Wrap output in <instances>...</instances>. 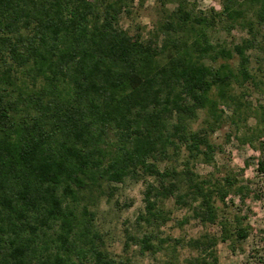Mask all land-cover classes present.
<instances>
[{"label":"trees","instance_id":"1","mask_svg":"<svg viewBox=\"0 0 264 264\" xmlns=\"http://www.w3.org/2000/svg\"><path fill=\"white\" fill-rule=\"evenodd\" d=\"M159 1L143 37L120 25L133 0H0V264H137L102 249L83 202L95 191L111 200L125 179L144 183L135 225L146 230L124 245L140 254L185 246L186 264H220L219 242L234 250L249 236L226 203L247 187L194 166L213 161L210 135L228 122L242 143L264 135V107L245 98L264 90V0ZM234 29L238 42L213 39ZM169 198L192 212L179 225L193 218L204 231L162 237Z\"/></svg>","mask_w":264,"mask_h":264},{"label":"rangeland","instance_id":"2","mask_svg":"<svg viewBox=\"0 0 264 264\" xmlns=\"http://www.w3.org/2000/svg\"><path fill=\"white\" fill-rule=\"evenodd\" d=\"M189 1H194L201 10L210 7L202 9V0ZM213 3L219 8L218 0H213ZM159 7V0H151V2L144 0L142 3L139 0H133L131 13L129 15L123 13L120 16V25L132 34L137 32L146 37L162 18ZM174 7L173 2L165 5V8L170 10ZM144 20L148 23H144ZM245 35V32L240 29H234L230 34L220 30L212 34L214 40L225 41L227 44L238 42ZM255 65L252 60V67L255 68ZM247 94L245 98L252 107L257 105L264 107V90L251 88ZM202 119L203 115L200 114L193 126L200 127L203 124ZM255 123L254 118L248 120L250 126H255ZM228 133L232 134L229 122L210 135L211 141L219 145L221 150H216L212 162L197 161L194 171L201 175L213 174L217 179L228 175L247 187L248 193L245 194L243 201L236 196L232 197V201L227 198L226 203L229 205L230 219L233 215L243 218L242 225L249 228V236L240 243H236L234 250H231L228 242H219L216 253L220 264H264V174L256 171L257 159L264 157V135L249 144L238 141L233 134L228 137ZM183 157L184 155L181 159ZM160 165L163 167L164 163ZM147 179L152 180V177ZM114 187L111 200L107 199L104 192L98 191L87 194L83 200L94 212V223L102 237L100 242L102 249L116 258H131L137 264H175L176 262L186 264L185 259L195 255V251L185 246H177L175 250H163L154 255L148 252L140 254L138 246L132 241L129 242L128 248L125 247L127 233L140 235L146 230L144 227L139 228L135 225V219L144 207L142 200L144 183L125 179ZM107 189L108 187L105 186L104 190L107 191ZM216 203L217 206L224 208L220 201ZM127 204L129 206H126ZM163 206L170 212L172 220L160 228L162 237L169 235L187 240L204 231L205 228L193 218H189L183 225L178 224V221L185 216L191 217L192 212L187 208L176 207L173 198L165 200ZM208 230L219 233L218 226L208 227Z\"/></svg>","mask_w":264,"mask_h":264},{"label":"clouds","instance_id":"3","mask_svg":"<svg viewBox=\"0 0 264 264\" xmlns=\"http://www.w3.org/2000/svg\"><path fill=\"white\" fill-rule=\"evenodd\" d=\"M149 2H151V0H149ZM209 6L217 7V9H218V5L214 4L213 0H202V3H201V8L202 9L207 8ZM144 23H148V21L144 20Z\"/></svg>","mask_w":264,"mask_h":264}]
</instances>
